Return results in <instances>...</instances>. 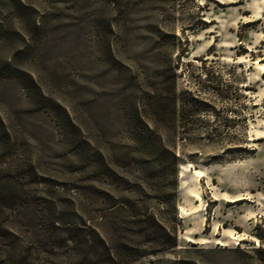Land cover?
I'll return each instance as SVG.
<instances>
[{"label": "rangeland", "instance_id": "obj_1", "mask_svg": "<svg viewBox=\"0 0 264 264\" xmlns=\"http://www.w3.org/2000/svg\"><path fill=\"white\" fill-rule=\"evenodd\" d=\"M6 182L0 264H263L264 0H0Z\"/></svg>", "mask_w": 264, "mask_h": 264}, {"label": "trees", "instance_id": "obj_2", "mask_svg": "<svg viewBox=\"0 0 264 264\" xmlns=\"http://www.w3.org/2000/svg\"><path fill=\"white\" fill-rule=\"evenodd\" d=\"M172 112L174 111V99H171ZM170 146L166 144L163 145L161 156L162 161H165V167L162 171H169V175L172 178V184L168 189L164 188L159 191L158 200H157V209L159 213V218L155 217L153 213L142 214L144 220H141L140 223H143V226L137 230V233H142L148 241H153L156 239L158 241V249L166 250L173 248L176 245V233L178 230L179 221L177 220V185H176V174L177 166L179 160L175 153L170 149ZM161 164V162H159ZM0 199L6 203L13 204L15 203V184L6 182L5 185L0 187ZM126 201V200H125ZM127 200L128 208L136 207L133 203V200ZM124 204H121L120 208ZM106 214H104L105 216ZM136 215L131 214V217L134 218ZM138 222V221H137ZM131 223H136L135 221ZM123 249L124 253L121 256H118V259L115 262L112 258H107L108 262L112 264H117L118 261L122 262L125 257L138 258L142 255L143 251L139 247H132L124 244L119 245ZM253 251L263 255V264H264V247L253 249ZM119 262V263H120Z\"/></svg>", "mask_w": 264, "mask_h": 264}]
</instances>
